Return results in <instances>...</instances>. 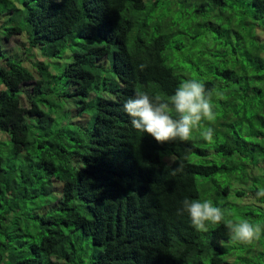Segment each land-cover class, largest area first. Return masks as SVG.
Here are the masks:
<instances>
[{"label": "trees", "instance_id": "obj_1", "mask_svg": "<svg viewBox=\"0 0 264 264\" xmlns=\"http://www.w3.org/2000/svg\"><path fill=\"white\" fill-rule=\"evenodd\" d=\"M226 1L185 0L195 20L206 6L212 17L247 12L246 42L226 43L245 62V77L216 69L228 80L245 79L239 97L253 106L248 122L239 108L237 118L225 115L211 127L216 142L222 139L213 152L229 156L228 166L192 162L209 155L192 136L158 144L123 110L137 92L167 99L194 79L191 66L169 65L185 47L173 40L181 35L174 30L179 0H0V143L8 142L0 150V264H81L82 241L88 264H264V197L255 186L258 178L264 184V0ZM200 28L189 29L195 42ZM19 36L27 57L37 52L42 60L6 51ZM202 83L212 97L215 84ZM72 105L75 120L63 116ZM241 125L260 141L239 151ZM180 163L183 171L171 175ZM251 168L252 188L233 194L250 193L260 205L238 207L227 181L239 172L244 182ZM185 197L212 201L224 220L197 231L187 213L176 214ZM29 206L41 212H26ZM232 208L261 226L259 239L232 238ZM21 226L36 232L26 250Z\"/></svg>", "mask_w": 264, "mask_h": 264}, {"label": "rangeland", "instance_id": "obj_2", "mask_svg": "<svg viewBox=\"0 0 264 264\" xmlns=\"http://www.w3.org/2000/svg\"><path fill=\"white\" fill-rule=\"evenodd\" d=\"M226 2L227 4H229L228 0ZM178 3V9H180L181 13H178L179 18H176L174 20V30L180 31L181 35H175L173 37V40H181L182 43H185V47L181 48L180 52L175 53V55L180 60L176 63L171 62L169 65H176L179 67L191 66L195 70L193 72V75L191 76L192 78L196 79L199 82L212 81L215 84V90L211 97L215 119L213 121L202 120L200 127L197 129H193L194 132L192 134V137H194V140L198 143L199 147L208 150L209 155H207L205 158L192 156L190 160L194 163L199 164H205L207 161H212L216 165L228 166L231 162V158L229 156H224L222 154H216L213 152V148L215 147V145L218 142H222V139L220 138L216 142V138L213 137V141L209 143L203 138L201 133L206 128L212 127V125L215 124L214 122H216L217 120L221 121L222 117L225 115L228 117V119L231 117L230 115H233L235 118H237L236 115L233 114V111H236L239 108H241L239 116L242 117V115H244L246 117L245 122L249 121L248 118L252 113L253 107L252 101L248 97H239V94H242V89L247 88L246 80L238 79L241 76L245 77V72L243 73L241 71V65H243L245 62L243 61L242 63H239V59H237L239 56L232 53V46L230 44H226L246 42L245 37L247 33L248 21L246 16L247 12L245 11V9L242 10L243 13H238V10H234L232 12L226 11L225 14V11H223L222 16L212 17L209 15H204L209 13L208 10L210 7L206 6L203 17L199 18V20H195L193 14L191 13V11L195 9V6L191 4L190 7H188L187 5L189 3L185 2V0H179ZM196 24L201 27L199 32L202 33L201 40H198L197 42L192 39V34L189 30L190 27ZM257 33L259 34V31H257ZM22 43H25V36L12 37L9 41L6 42L5 49L10 55H13L16 59L23 60L24 62H27L28 59L42 60L37 52H31V54H33L34 56L31 57L29 55V57H27L25 51L26 46H22ZM26 64L28 65V63ZM208 68L212 69L211 72H208ZM235 68L238 71L236 75L238 76V78L236 79L234 78L232 80H228L227 78L218 76L216 73V69L218 71H222L225 69ZM184 81L186 80H183V82ZM63 107L66 108L67 106L64 104ZM72 109L73 105L72 108L69 106L65 110L63 116H67L68 118L75 120L76 118H73L72 116ZM236 129L241 130V133H239L241 137L237 139V142H239V151L243 150L244 143L248 144V149H251L254 143L260 141L259 138H253L249 136L248 130L245 127L243 128L242 125L236 126ZM227 131L231 132L230 129H227ZM5 139V135L0 134V140L3 141ZM5 146H8L7 140L4 143H0V150L2 152L5 151ZM244 154H248V152H245ZM242 161L239 164L243 165V168L245 169L244 165H248V162H246L244 157H242ZM240 165H238L237 170L242 169ZM251 169H249V171L247 172L250 176L246 175V179L244 182H238L245 176L244 173L233 172L228 178V187L232 189L230 191L229 198L232 197V201L234 200L237 205L239 204L238 207H241V205H249L250 208H252L255 207V205H260L256 201L255 196L251 195L250 193H247L242 197H235V195L233 194L235 192L233 191V189L236 188L238 190L252 188L254 182H252L251 178L254 170L252 169L251 171ZM218 178V176H215V180H218ZM263 185V179L258 178L255 186L260 190L264 188ZM236 208H232L234 213L233 215H236L237 219H241V211L243 210V208ZM29 211H31V213L41 212L38 211L35 206H33L32 208L29 206L26 212ZM254 221L257 222L256 218L252 219V222ZM21 229L22 237L19 240L25 243L24 248L26 250L28 245L35 242L36 232L33 230V228L27 229L21 226ZM81 247L82 250L81 252H79V256L84 261L81 264H88L91 250L87 248L85 241L81 242Z\"/></svg>", "mask_w": 264, "mask_h": 264}, {"label": "clouds", "instance_id": "obj_3", "mask_svg": "<svg viewBox=\"0 0 264 264\" xmlns=\"http://www.w3.org/2000/svg\"><path fill=\"white\" fill-rule=\"evenodd\" d=\"M142 71L145 65H139ZM124 112L131 118L132 127L141 133H147L158 144L173 141L185 142L190 140L193 129L201 125L202 120L213 121L215 114L211 101V92L206 91L202 82L190 79L182 82L175 93L163 99L161 96L154 97L147 93L137 92L134 97L128 98L123 104ZM178 114L174 118L172 112ZM203 138L211 143L213 141L214 129L211 127L202 131ZM183 163L175 167L171 175L183 171ZM256 197H264V188L256 192ZM187 213L192 226L197 230H206V222L218 224L224 220V212L212 201L189 199L185 197L181 201V207L177 209V215ZM232 238L241 243L250 244L259 239L261 226L252 224L248 219L226 221Z\"/></svg>", "mask_w": 264, "mask_h": 264}]
</instances>
